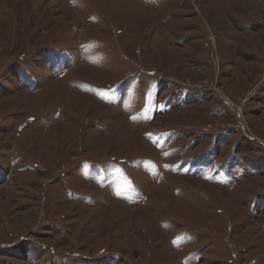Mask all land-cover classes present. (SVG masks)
Masks as SVG:
<instances>
[{"label":"rangeland","instance_id":"rangeland-1","mask_svg":"<svg viewBox=\"0 0 264 264\" xmlns=\"http://www.w3.org/2000/svg\"><path fill=\"white\" fill-rule=\"evenodd\" d=\"M0 264H264V0H0Z\"/></svg>","mask_w":264,"mask_h":264}]
</instances>
